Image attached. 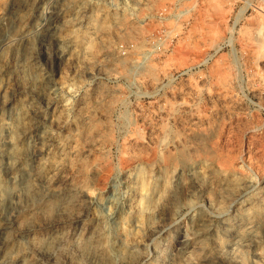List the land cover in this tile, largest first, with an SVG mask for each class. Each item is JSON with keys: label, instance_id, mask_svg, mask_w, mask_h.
<instances>
[{"label": "rangeland", "instance_id": "1", "mask_svg": "<svg viewBox=\"0 0 264 264\" xmlns=\"http://www.w3.org/2000/svg\"><path fill=\"white\" fill-rule=\"evenodd\" d=\"M0 182V264H264V0H0Z\"/></svg>", "mask_w": 264, "mask_h": 264}, {"label": "bare ground", "instance_id": "2", "mask_svg": "<svg viewBox=\"0 0 264 264\" xmlns=\"http://www.w3.org/2000/svg\"><path fill=\"white\" fill-rule=\"evenodd\" d=\"M83 49V48H82ZM19 118V117H18ZM58 121V120H57ZM52 161V160H51ZM54 162V161H53ZM53 162H50V163H48V166L49 167H51L53 170H56V168L59 166L57 163H53ZM47 165V164H46ZM45 165V166H46ZM140 168H142V167H140ZM145 168V167H144ZM55 172V171H54ZM145 172V171H144ZM144 172H143V168L142 169H140V170H138V175H137V177H136V179H137V187H138V192H139V194H140V197H141V199H140V201L139 202H137L138 204H136L137 205V210H138V215H137V217H136V222H137V225H136V228H134V230H137L141 225H139L141 222H143L142 220H143V218H144V215H145V210H146V207L148 206L146 203H145V198H146V191H145V189H146V187H145V185L147 184L146 183V177H145V175L146 174H144ZM23 181V180H22ZM234 183V182H233ZM237 183V182H236ZM23 190H24V192L26 193V194H29L30 192H32L34 189H35V187H34V184H32L29 180H25L24 182H23ZM46 185V184H45ZM47 188V187H46ZM22 189V188H21ZM147 190V189H146ZM0 192H4V189H3V191H2V185H1V182H0ZM12 194H17V193H19V191H17V192H11ZM24 194V193H23ZM25 194V195H26ZM34 194V193H33ZM14 197V196H13ZM16 197V196H15ZM147 202H148V200H147ZM136 208V207H135ZM136 210V211H137ZM147 211V210H146ZM136 213V212H135ZM147 213V212H146ZM135 215V216H136ZM146 215H148V214H146ZM147 217V216H146ZM136 232V231H135ZM129 233V232H128ZM136 234V233H135ZM129 235L131 236V238H133L134 239V235L132 234V233H129ZM131 241V240H130ZM50 242V241H49ZM49 242H47L46 244H45V246L46 247H49L50 246V243ZM125 249V248H124ZM8 253V252H7ZM10 254V253H9ZM8 254V256H10ZM7 256V255H6ZM5 256V257H6Z\"/></svg>", "mask_w": 264, "mask_h": 264}, {"label": "built area", "instance_id": "3", "mask_svg": "<svg viewBox=\"0 0 264 264\" xmlns=\"http://www.w3.org/2000/svg\"><path fill=\"white\" fill-rule=\"evenodd\" d=\"M244 14V13H243Z\"/></svg>", "mask_w": 264, "mask_h": 264}]
</instances>
